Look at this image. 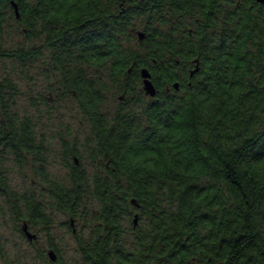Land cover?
<instances>
[{
  "label": "trees",
  "instance_id": "16d2710c",
  "mask_svg": "<svg viewBox=\"0 0 264 264\" xmlns=\"http://www.w3.org/2000/svg\"><path fill=\"white\" fill-rule=\"evenodd\" d=\"M13 27L35 45L5 48ZM44 57L90 126L94 172L68 149L67 181L51 179L0 79V195L25 237V224L50 235L59 213L83 264H264V4L0 0V60ZM7 158L39 166L48 202L11 189Z\"/></svg>",
  "mask_w": 264,
  "mask_h": 264
},
{
  "label": "rangeland",
  "instance_id": "374dc122",
  "mask_svg": "<svg viewBox=\"0 0 264 264\" xmlns=\"http://www.w3.org/2000/svg\"><path fill=\"white\" fill-rule=\"evenodd\" d=\"M138 41L135 38V42ZM33 45L35 43L18 33L17 27L5 35V48ZM56 75L50 69L47 57L27 65L0 60V79L12 81L18 89L13 102L14 111L34 124L38 141L47 149L46 171L51 179L65 182L68 179V169L64 166L68 149L79 152L82 165L89 173L94 172L89 153L93 140L90 126L79 112L75 100L55 93ZM116 101H110V110ZM4 166L13 191L33 193L38 199L48 202L47 196H43L47 184L37 174L39 166L36 168L31 162L20 167L12 158H7ZM53 215L54 224L50 235L47 231L30 226L31 232L38 236L37 242H31L20 232L23 222L13 217L7 198L0 195V264H55L57 259L52 261L49 257L50 242L59 249L66 264H83L75 238L65 226L66 217L59 213ZM76 229L81 231L82 226Z\"/></svg>",
  "mask_w": 264,
  "mask_h": 264
},
{
  "label": "water",
  "instance_id": "95a60500",
  "mask_svg": "<svg viewBox=\"0 0 264 264\" xmlns=\"http://www.w3.org/2000/svg\"><path fill=\"white\" fill-rule=\"evenodd\" d=\"M256 1H257L258 3H260V4H264V0H256ZM12 5H13L14 8H15V11H16V15H17V17H19V11H18V7H17V5H16L15 3H12ZM138 35H139V39H140V41H142V40L144 39V34L139 33ZM194 72H195V71H193L191 75H193ZM141 77H142V79H143V91L145 92V94H146L148 97H150V98H155L156 95H157V90H156V88H155V86H154V84H153V82H152V80H151V74H150L149 70H148V69H143V70L141 71ZM174 88H175L176 90H179V84H175V85H174ZM133 203H134V201H133ZM134 222L137 224V216H136ZM23 232H24V234L26 235V237H27L30 241H32V240H36V239H37V236H36L35 234H33V233L29 230L27 224L24 225V227H23ZM49 257H50V259H51L52 261H56V259H57L56 254L54 253V251H51V252L49 253Z\"/></svg>",
  "mask_w": 264,
  "mask_h": 264
}]
</instances>
